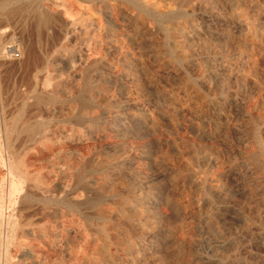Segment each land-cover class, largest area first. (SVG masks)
Segmentation results:
<instances>
[{
	"label": "rangeland",
	"instance_id": "374dc122",
	"mask_svg": "<svg viewBox=\"0 0 264 264\" xmlns=\"http://www.w3.org/2000/svg\"><path fill=\"white\" fill-rule=\"evenodd\" d=\"M11 1L0 146L29 181L0 159V264H264V0Z\"/></svg>",
	"mask_w": 264,
	"mask_h": 264
},
{
	"label": "bare ground",
	"instance_id": "6f19581e",
	"mask_svg": "<svg viewBox=\"0 0 264 264\" xmlns=\"http://www.w3.org/2000/svg\"><path fill=\"white\" fill-rule=\"evenodd\" d=\"M59 1L60 0H53V3L54 4H56V5H58V4H60L59 3ZM81 1H88V0H81ZM95 1V0H94ZM122 1V0H121ZM125 1V0H124ZM62 2V1H61ZM66 2V1H65ZM74 2V1H73ZM104 2H105V0H104ZM103 2V3H104ZM108 2V1H107ZM114 2V1H113ZM117 2V1H116ZM126 2V1H125ZM136 2V1H135ZM111 3V2H110ZM133 3H134V1H133ZM17 4V3H16ZM63 4V3H62ZM80 4V3H79ZM99 4H101V3H99ZM137 4H138V2H137ZM145 4H146V2H145ZM51 5V4H50ZM78 5V4H77ZM82 5V4H81ZM89 5V4H88ZM112 5V4H111ZM49 6V5H48ZM64 6V5H63ZM86 6V5H85ZM113 6V5H112ZM146 6V5H145ZM53 7V6H52ZM97 7H98V5H97ZM147 7V6H146ZM5 9H10V13H8V15H10V14H14V13H17V12H22L23 10H24V7H22V6H16V7H12V1L11 0H4V1H2V2H0V11L1 10H5ZM26 9V8H25ZM65 9H66V6H65ZM59 10V9H58ZM74 10H75V8H74ZM156 10V9H155ZM29 11L31 12V14H32V16H33V18H34V20H35V22H36V26H37V29L38 30H40L41 28H48L49 29V27H52L51 26V24H54L55 22H58L57 21V18H55L54 17V14L52 13V12H47V11H41L40 9L38 10V8L37 7H35V6H31L30 8H29ZM52 11V10H51ZM63 11V10H62ZM66 11V10H65ZM65 11H63V12H65ZM142 11V10H141ZM148 11V10H147ZM28 12V11H27ZM107 12V11H106ZM140 12V11H139ZM149 13V12H148ZM57 14V13H56ZM142 14V13H141ZM154 14H157V13H154ZM24 15V14H23ZM59 15V14H58ZM143 15V14H142ZM151 15V14H150ZM65 16H66V14H65ZM145 16H147V14L145 15ZM4 17V16H3ZM32 18V17H31ZM159 18V17H158ZM60 19V18H59ZM67 19V18H66ZM65 19V20H66ZM7 20V19H6ZM20 20V19H19ZM64 20V19H63ZM68 20V19H67ZM66 20V21H67ZM105 20V19H104ZM166 20V19H165ZM172 20V19H171ZM6 22V21H5ZM21 22H23V21H21ZM7 23V22H6ZM12 23V22H11ZM14 23V22H13ZM12 23V24H13ZM33 23V22H32ZM103 23H104V21H103ZM106 23V22H105ZM76 24V23H75ZM1 25H2V23L0 22V27H1ZM9 25H10V23H9ZM67 25V24H66ZM65 25V26H66ZM29 26V25H28ZM121 26H122V24H121ZM138 26V25H137ZM30 27H31V25H30ZM32 27H34L33 26V24H32ZM32 27H31V29H32ZM3 28V27H2ZM5 29V28H4ZM10 29V28H9ZM69 28H67V30H68ZM102 29V28H101ZM100 29V30H101ZM169 29V28H168ZM167 29V30H168ZM49 30H51V28L49 29ZM22 31V30H21ZM32 31V30H31ZM43 31H44V29H43ZM52 31H53V29H52ZM24 32V31H23ZM41 32H42V29H41ZM50 32V31H49ZM48 32V33H49ZM4 33V32H3ZM10 33V32H9ZM38 33V32H37ZM43 33V32H42ZM66 33H68V31H66ZM58 34V33H57ZM56 33H55V35H57ZM65 34V33H64ZM43 35H44V33H43ZM42 35V37H45L46 36V33H45V35L43 36ZM59 35V34H58ZM58 35H57V37H58ZM1 36V35H0ZM39 36H40V34H39ZM61 36V35H60ZM64 37V36H63ZM59 38V37H58ZM61 38V37H60ZM59 38V39H60ZM49 39V38H48ZM55 39V38H54ZM58 40V39H57ZM56 40V41H57ZM46 41H47V39H46ZM48 43H49V41H48ZM11 50H12V48H10ZM31 49V48H30ZM27 52V51H26ZM4 53V52H3ZM35 54V53H34ZM39 55V54H38ZM30 58V57H29ZM38 58V57H37ZM39 59V58H38ZM41 59V58H40ZM35 61V60H34ZM94 63V62H93ZM6 64V63H5ZM22 65V64H21ZM92 64H90V65H88V66H91ZM36 69V68H35ZM47 69V68H46ZM32 70V69H31ZM38 71V70H37ZM40 71V70H39ZM46 71V70H45ZM30 72V71H29ZM16 73V72H15ZM45 73H47V72H45ZM48 75V74H47ZM14 76V75H13ZM26 76V75H25ZM27 77V76H26ZM25 77V78H26ZM39 77V76H38ZM49 77V76H48ZM1 78V77H0ZM35 78V77H34ZM24 80V79H23ZM32 81V80H31ZM38 81V80H37ZM28 82H29V80H28ZM44 84V83H43ZM27 86V85H26ZM29 87V86H28ZM83 88H85V87H83ZM87 89V88H86ZM91 89V88H90ZM90 89H87V91H88V93H90ZM26 90V89H25ZM91 94V93H90ZM28 96V95H27ZM50 98L51 97H49L48 98V101L50 100ZM46 100V99H45ZM36 102V101H35ZM45 102V101H44ZM46 105V104H45ZM82 109H87V106H83L82 105ZM82 111V110H81ZM35 114V113H34ZM29 121V120H28ZM28 121H25V119L22 121L23 123L25 122V125L23 126V127H21V129H23V130H31V129H34L35 127H31L30 125H26L27 124V122ZM37 127V126H36ZM1 129V128H0ZM6 131V130H5ZM30 134V133H29ZM32 135V134H31ZM40 136V135H39ZM2 137H3V145L2 146H0V151H2L1 149H3V151H5V153H6V155H4L5 157H3L2 155H0V159L1 160H3V161H5L6 162V165L8 166V168H6V169H8V175H9V182H10V184H11V192H12V194L15 196V194L20 190V189H22V184L24 183V182H26V180L28 179L27 178V173L26 172H21V171H19V169H18V165L15 163V162H11V160H10V155H9V148H10V144H11V139H12V135L11 134H4V135H2ZM32 137V136H31ZM30 137V138H31ZM34 139V138H33ZM43 139H44V137H43ZM42 139V140H43ZM16 140V139H15ZM35 142H36V138H35V140H34ZM41 141V140H40ZM20 142H21V140H20ZM33 142V141H32ZM13 143L14 142H12V145H13ZM33 144V143H32ZM35 144V143H34ZM37 144V143H36ZM20 145V144H19ZM29 146V145H28ZM19 147V146H18ZM30 147V146H29ZM11 148H13V146L11 147ZM27 148V147H26ZM25 148V149H26ZM12 151V150H11ZM14 152H15V150H14ZM4 153V152H3ZM14 154V153H13ZM16 155V154H15ZM25 155H26V153H25ZM14 156V155H13ZM12 156V157H13ZM33 156V155H32ZM15 157V156H14ZM19 158V157H18ZM17 158V159H18ZM22 158V157H21ZM18 161V160H17ZM19 162V161H18ZM3 164H5V163H3ZM80 166V165H79ZM81 167V166H80ZM79 167V168H80ZM78 168V166H76V170H78L79 169ZM81 171V170H80ZM82 171H83V169H82ZM84 173V172H83ZM34 175H35V173H34ZM79 175V174H78ZM6 177V176H5ZM30 177V176H29ZM35 177V176H34ZM33 177V178H34ZM8 180V179H7ZM28 181H29V179H28ZM32 181V180H31ZM8 182V181H7ZM27 183V182H26ZM6 184V183H5ZM25 184V183H24ZM28 184V183H27ZM26 187V186H25ZM39 187V186H38ZM77 188V187H76ZM75 188V189H76ZM25 189V188H24ZM29 189V188H28ZM40 189H42V188H40ZM84 189V188H83ZM32 190V189H31ZM34 190V189H33ZM69 190V189H68ZM70 190H71V188H70ZM81 190V189H80ZM37 191V190H36ZM35 192V191H34ZM87 192V191H86ZM39 193V192H38ZM75 193H78V192H75ZM85 193V192H84ZM83 193V194H84ZM21 194V193H20ZM41 194V193H40ZM29 195V194H28ZM36 195V194H35ZM72 195V194H71ZM25 197L27 196V194H25L24 195ZM34 196V195H33ZM62 196V195H61ZM42 197V196H41ZM59 197V196H58ZM19 197H16V198H14L13 199V201L14 202H17V199H18ZM20 198H21V196H20ZM37 198V197H36ZM35 198V199H36ZM39 198V197H38ZM76 198V197H75ZM2 199V198H1ZM0 199V200H1ZM37 200V199H36ZM74 200V199H73ZM80 200V199H79ZM2 201V200H1ZM5 201V200H4ZM6 202V201H5ZM83 202V201H82ZM74 203V202H73ZM79 203H81V202H79ZM2 206V205H1ZM13 206V205H12ZM28 206V205H27ZM66 206V205H65ZM74 206L75 205H71V208H74ZM78 206V205H77ZM68 207V206H67ZM1 208V207H0ZM6 208V207H5ZM4 208V209H5ZM105 208V207H104ZM11 209V208H10ZM9 209V210H10ZM14 209H15V206H14ZM36 209H38L37 207H36ZM76 209V208H75ZM33 210V209H32ZM70 210V209H69ZM6 211V210H5ZM102 211H103V209H102ZM4 213V212H3ZM30 213H32V212H30ZM102 213V212H101ZM105 213H107V212H105ZM33 214V213H32ZM39 214V213H38ZM3 215V214H2ZM16 215V216H15ZM104 215V214H103ZM4 216V215H3ZM34 217H35V215H34ZM6 218V221H4V220H2V221H4L5 222V225H6V232L7 233H11L10 234V236L8 237V236H6L5 237V242L7 243L9 240H10V238L11 237H13V235L14 234H16V232H17V229H19V227L21 228L22 227V229H26V228H29V226L31 225V217H30V214H29V212H27V207L25 206V207H21V208H18V209H16V212H14L13 214H10V215H8L7 217H5ZM4 219V218H3ZM36 220V219H35ZM68 220V219H67ZM34 221V220H33ZM108 221V220H107ZM73 222V221H72ZM106 222V221H105ZM103 223V222H102ZM3 224V223H2ZM105 224V223H104ZM1 225V224H0ZM3 226H4V224H3ZM37 226V225H36ZM5 227V226H4ZM35 227V226H34ZM42 227V226H41ZM67 227V226H66ZM2 228V227H1ZM47 228V227H46ZM53 229V228H52ZM58 229V228H57ZM56 229V230H57ZM101 229V228H100ZM28 230V229H27ZM27 230H25V232L27 231ZM55 230V229H54ZM31 231V230H30ZM38 231V230H37ZM36 231V232H37ZM46 231V230H45ZM104 231V230H103ZM23 231H21V233H22ZM32 232V231H31ZM38 234H39V232H37ZM54 233V232H53ZM28 234V233H27ZM29 234H31V233H29ZM34 234V233H33ZM52 234V233H51ZM109 234V233H108ZM3 235V234H2ZM18 236V235H17ZM28 236V235H27ZM38 236V235H37ZM104 236H106V235H104ZM4 237V236H3ZM22 237V236H21ZM31 237V236H30ZM29 237V238H30ZM35 237V236H34ZM33 236H32V238H34ZM103 237V236H102ZM107 237V236H106ZM18 238V237H17ZM16 238V239H17ZM36 238V237H35ZM3 239V238H2ZM15 239V240H16ZM26 239H28V238H26ZM3 241V240H2ZM103 241V240H102ZM105 241V240H104ZM103 241V242H104ZM107 241H109V240H107ZM29 242H30V240H29ZM45 242V241H44ZM43 242V243H44ZM14 243V242H13ZM112 243H113V240H112ZM1 244H2V242H1ZM4 244V243H3ZM20 244V243H19ZM27 244V243H26ZM106 244V243H105ZM108 244V243H107ZM111 244V243H110ZM94 245V244H93ZM3 246V245H2ZM6 246V245H5ZM20 246V245H19ZM98 247H99V245H97ZM14 247H16V246H14ZM13 247V248H14ZM22 247V246H21ZM60 247V246H59ZM102 247V246H101ZM12 248V247H11ZM25 248H28V247H25ZM103 248V247H102ZM19 250V249H18ZM28 250V249H27ZM30 250V249H29ZM105 250V249H104ZM9 251H11V249L9 250ZM62 251V250H61ZM25 252V251H24ZM18 253V252H17ZM27 253V252H26ZM28 253H29V251H28ZM10 254V253H9ZM29 255H31L30 253H29ZM3 256V255H2ZM14 256V255H13ZM43 256V255H42ZM30 257V256H29ZM28 257V258H29ZM33 257H34V255H33ZM12 258H14V257H12ZM17 258H18V256H17ZM23 259V258H22ZM30 259V258H29ZM18 260V259H17ZM21 261H23V260H21ZM4 262V261H3ZM31 262V261H30ZM33 262V261H32ZM23 263V262H22ZM21 263V264H22ZM19 264V263H18ZM24 264V263H23ZM26 264H28L27 263V261H26ZM30 264H32V263H30Z\"/></svg>",
	"mask_w": 264,
	"mask_h": 264
}]
</instances>
